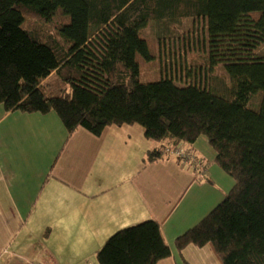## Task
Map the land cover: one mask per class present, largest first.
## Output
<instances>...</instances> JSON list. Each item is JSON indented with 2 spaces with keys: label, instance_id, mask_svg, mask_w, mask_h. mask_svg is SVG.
<instances>
[{
  "label": "trees",
  "instance_id": "1",
  "mask_svg": "<svg viewBox=\"0 0 264 264\" xmlns=\"http://www.w3.org/2000/svg\"><path fill=\"white\" fill-rule=\"evenodd\" d=\"M31 14L43 22L60 14L58 40L28 28ZM184 18H202L218 47L207 68L170 64L142 80L139 58L153 55L141 29ZM220 64L224 75L215 74ZM0 104L54 111L68 133L137 123L156 141L146 161L182 160L173 150L205 136L233 184L174 246L182 255L211 244L223 264H264V0H0ZM170 254L159 223L146 219L111 233L95 259L156 264Z\"/></svg>",
  "mask_w": 264,
  "mask_h": 264
},
{
  "label": "crops",
  "instance_id": "2",
  "mask_svg": "<svg viewBox=\"0 0 264 264\" xmlns=\"http://www.w3.org/2000/svg\"><path fill=\"white\" fill-rule=\"evenodd\" d=\"M155 145L137 123L68 133L54 111L0 104V264H98L111 233L146 219L159 223L171 251L156 264H223L211 244L180 255L174 240L225 196L232 177L203 135L189 144L203 171L170 155L144 160Z\"/></svg>",
  "mask_w": 264,
  "mask_h": 264
},
{
  "label": "rangeland",
  "instance_id": "3",
  "mask_svg": "<svg viewBox=\"0 0 264 264\" xmlns=\"http://www.w3.org/2000/svg\"><path fill=\"white\" fill-rule=\"evenodd\" d=\"M28 18V28L34 31L48 29V32L53 34L54 39L58 40L57 24L63 19L60 14H55L53 18L46 22L36 18L34 14L28 15ZM141 35L146 37L149 49L152 53L151 55H153V59L139 58L140 78L144 81L159 79L161 77L160 74L163 73L170 64L175 66V64L179 65L182 63V65H184L183 68H188L192 65L195 71H200L202 67L207 68L208 65L205 63L207 52H209L212 47L218 48L214 44L211 46L206 31V24L202 18H184L175 23H169L163 19L152 20L146 27L141 29ZM220 40L219 43L221 42ZM227 42L228 41L225 40L224 45H227ZM213 43L219 44L215 41H213ZM220 49H222L220 52H224L223 48ZM173 68L174 67H170V71H172ZM214 68L215 74H223L221 64ZM167 71H169V69ZM255 104L256 101L253 105ZM182 145L185 148L191 149V152L197 157L189 143H182ZM184 163L185 161H182V165H184ZM190 165L191 164L188 162V166ZM94 260L97 262L95 258Z\"/></svg>",
  "mask_w": 264,
  "mask_h": 264
},
{
  "label": "built area",
  "instance_id": "4",
  "mask_svg": "<svg viewBox=\"0 0 264 264\" xmlns=\"http://www.w3.org/2000/svg\"><path fill=\"white\" fill-rule=\"evenodd\" d=\"M174 153L178 156L181 157L183 161H190L192 165L199 166L202 168V163L198 157H196L191 151V149L185 148L182 144L175 150H173ZM172 151V152H173ZM41 264V263H40Z\"/></svg>",
  "mask_w": 264,
  "mask_h": 264
}]
</instances>
